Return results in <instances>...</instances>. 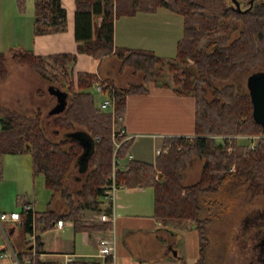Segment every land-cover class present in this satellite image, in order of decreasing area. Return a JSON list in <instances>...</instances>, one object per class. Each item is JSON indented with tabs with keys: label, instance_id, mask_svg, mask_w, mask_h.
Returning <instances> with one entry per match:
<instances>
[{
	"label": "trees",
	"instance_id": "1",
	"mask_svg": "<svg viewBox=\"0 0 264 264\" xmlns=\"http://www.w3.org/2000/svg\"><path fill=\"white\" fill-rule=\"evenodd\" d=\"M237 1L240 9L233 0H75V36L79 41L82 39L77 51L96 58L112 53L122 67L129 68L138 78L139 82L126 88L113 84L117 119L126 113L127 95L145 94L151 85L172 86L177 95L195 100L193 136L164 138L154 163L130 159L121 166L120 159L129 154L133 138L123 140L115 151L111 112L100 110L88 90L97 76L79 72L73 77L68 70L76 54L39 56L27 49L11 52L13 61L27 65L42 80L68 96L64 111L50 121L53 138L45 132L41 110L28 115L0 104V179L3 155L29 154L32 175L42 174L44 186L59 194L68 206V211L62 214L51 208V201L43 212L22 211L24 236L19 254L31 255L32 264H60L32 256L31 240L27 239L35 230V249L43 253L39 233L51 229L59 219L72 221L75 233L109 229V222L86 225L82 217L88 209L110 210L102 199L101 187L111 182L112 174L118 187L152 188L153 216L157 220L189 221L194 226L199 239L197 264H205L207 230L213 221L210 211L216 205V200L208 204L206 197L223 189L242 190L251 198L264 196V137L257 140L254 148L225 138L217 143L213 138L214 135L264 134L253 118L248 90L239 92L231 82L240 72L264 70V0ZM25 3L26 0H16L19 13L24 12ZM158 8L183 17V34L177 42L175 57L165 59L151 50L114 47L115 18L141 11L154 12ZM34 12L35 35L66 29L61 0H35ZM93 13L102 16L92 39L90 15ZM203 38L205 41L200 43ZM7 56L0 52V80L7 75ZM189 58L193 63H187ZM181 63L187 66L180 69ZM166 70L174 73V84L166 77ZM79 128L92 139L87 153L83 142L69 135ZM83 155L87 170L81 185L73 190L65 180ZM114 157L119 159V167L113 170ZM195 158L202 161L199 177L185 185L183 172ZM232 165L234 170H230ZM71 264L102 263L77 259ZM181 264H185L182 259Z\"/></svg>",
	"mask_w": 264,
	"mask_h": 264
},
{
	"label": "crops",
	"instance_id": "2",
	"mask_svg": "<svg viewBox=\"0 0 264 264\" xmlns=\"http://www.w3.org/2000/svg\"><path fill=\"white\" fill-rule=\"evenodd\" d=\"M61 5L66 12V29L64 31L35 35L33 33V21L31 24H28L23 16L16 18L13 26L14 34L11 39L13 47H11V51L8 54L14 50L23 49L31 50L39 56L58 53H74L76 54V59L68 65L69 71H71L70 65L80 61L82 70L79 72L93 73L97 77L108 80L114 84L115 87L126 88L130 83L139 82L138 78L133 76L131 70L122 67L118 59L112 53L102 56L101 58H96L86 52H78L77 46L82 39L79 41L75 36V17L77 12L75 0H61ZM164 9L165 8H158L154 12L141 11L137 12L135 15H123L115 18L113 25L114 47L151 50L159 54H167L166 52H169V49H167V51H158L156 45L160 40L158 32L161 29V23L163 24ZM159 13L160 15H158ZM33 16H35V12ZM101 16L100 14L94 13L90 15V34L92 39L94 38L95 27L100 24ZM172 19L174 18L172 17ZM172 21L174 22V20ZM8 56L7 60H12L8 58ZM14 69H16V71L12 74H10L8 70L7 77L0 81V104L28 115L35 114L38 110H41L42 117L44 114H49L48 117L50 121L54 116L60 115L64 111L68 98L66 92L42 80L49 86H52L55 93L52 94L53 98L47 96L48 99L50 98L48 102L49 105L43 107L41 106V100L46 97L44 88L32 89L29 86L30 81L36 80L38 75L27 65H22L17 62L14 64ZM14 77H19L20 79L19 86L21 92H15L13 88L8 89L2 85L3 82L6 83ZM24 90L28 92H24ZM32 91L35 96L37 94V96H43L40 97V107H36L33 100L29 98ZM55 95L60 98H57ZM61 96L63 97L61 98ZM43 108L46 109L43 110ZM194 121V98L191 96L177 95L172 86L157 87L151 85L149 91L145 94H128L126 97V113L123 117L118 118L116 127L124 128L127 135L133 137V143L127 157L122 160L120 159V164L125 165L130 159L154 163L158 154L157 150L160 149L162 140L167 137L193 136ZM74 132L81 135L82 139L80 140L85 146L86 153L89 152L92 142L90 136L80 128L76 129ZM73 133L69 135L76 138L77 135L73 136ZM140 141L143 143L145 141H147V143H152L153 154L151 159H144L145 157H141L144 151L140 150ZM86 170V155H83L74 164L67 176H70L73 182L80 181L82 183ZM148 189H150V187H119L115 195L112 209L105 211L104 207H101L97 210H85L82 217L84 224L91 225L109 222L111 227L107 230L74 232V236L77 234L84 235L82 237V245L87 248L84 252L76 251L75 240L72 242V248L67 247L66 249H59L57 246L52 247V243L47 244L46 240L42 239L41 234H44L45 231L41 234L39 233V237L42 241V259L61 262L63 259H46L44 256H62L64 253H69L73 254L76 260L80 259L82 256H89L95 257V259L81 260H96L101 262L102 258L96 255L99 242L103 238H113L115 240L113 264H181V259L185 264H197L199 258V239L194 226L190 223L181 225L187 222L174 223L157 220L153 216V202L150 200L151 194ZM134 194L137 196H130ZM52 199L53 197H51V201ZM62 201L65 202L63 199ZM67 211L68 206L66 204V209L64 208L63 212L61 210L56 212L62 214ZM104 212L114 213L115 220L113 222L101 221L99 215ZM22 220L21 217V224ZM12 223L13 224H8V233L11 237L15 232L14 222ZM65 225H70L73 228L72 221L63 220V226L61 228H58L56 223H54L53 227L48 230L58 232L62 230ZM179 225H181V227H179ZM140 233L145 236L141 241L138 240ZM173 233L178 234L179 237H173ZM27 237V239H29V235H27ZM21 249H23L22 244L18 251ZM139 256H141L143 260L139 262L135 261V258ZM8 261L10 263V259H8L7 262Z\"/></svg>",
	"mask_w": 264,
	"mask_h": 264
},
{
	"label": "rangeland",
	"instance_id": "3",
	"mask_svg": "<svg viewBox=\"0 0 264 264\" xmlns=\"http://www.w3.org/2000/svg\"><path fill=\"white\" fill-rule=\"evenodd\" d=\"M34 1L35 0H26L24 12L19 13L17 10L16 0H0V52L8 54L11 51V47H13L11 39L14 34L13 26L16 18L23 16L28 24L32 23L34 17ZM158 15H160V13ZM172 17L174 19H172ZM172 20H174V22ZM160 28L161 31L159 30L158 32L160 40L156 44L157 49L158 51H167V49H169V52H166L167 54L153 52L165 59L173 58L177 52V42L180 40L183 34V17L179 14L173 12L171 13V11L169 12L168 9H164L163 24L161 23ZM218 30L213 32H217ZM204 41L205 38H203L200 43H203ZM10 54H8V58H11ZM187 63L191 64L193 63V60L189 58ZM14 64L15 62L12 60H7V75L8 70L10 74L16 71V69H14ZM179 66L181 69L184 66H187V64L185 65L181 63ZM81 67L82 65L80 61H77L76 64L73 63L70 65L73 77L76 76L77 72L82 70ZM180 69L178 73L180 72ZM28 72L32 74L30 71ZM252 73L253 72L251 71H244L236 74L232 78L231 82L234 84L237 91L245 92L248 90L247 79ZM165 74L168 80L173 83L174 73L168 72L166 70ZM19 81V77H14L6 83L3 82L2 85L8 89L13 88L15 92H21ZM29 86L32 89L44 88V93L46 96L45 98L41 100L40 97L43 96H37L38 94L35 96L33 91L30 93L29 98L33 100L36 107H40V100L42 104L41 106L47 107L49 105V99L51 97L53 98L52 94H55L53 87L42 81V79L38 76L36 80L30 81ZM89 91L94 96L95 105L99 107L104 95L95 93L91 90ZM24 92L28 91L24 90ZM47 96L50 98L48 99ZM55 96L60 98L57 95ZM62 97L63 96H61V98ZM45 109L46 108H43V110ZM48 115L49 114L43 115L42 125L47 135L53 138ZM74 135H77V139H82L80 134L74 132L73 136ZM260 137H264V134L213 136L217 143H221L225 138L229 141L236 140L238 144L248 148H254L257 140ZM139 145L140 150L144 151V154L141 157H145L144 159H151L153 154L152 143H147V141L143 143L140 141ZM201 164V160L198 158L194 159L192 164L183 172V184L189 185L197 180ZM234 168L235 166L232 165L230 170H234ZM2 171V178L0 179V212L17 211L20 213L23 210L22 207L25 202L31 203L34 212H43L47 209V204L49 201H51V197H53L50 205L52 209L56 211L61 210L62 212L64 208L66 209V203L62 201L59 194H54L44 186V178L42 174H38L36 176L32 175L31 156L29 154L3 155ZM70 178V176H67L65 183L72 189H77L81 182H73ZM148 190L151 194L150 200L153 202V191L151 188ZM130 196L137 195L134 194ZM206 199L208 200L207 203H210L211 205L216 200V205H212L210 211V216H212L211 218L213 221L207 230L208 246L205 251V264H264V196L260 195L255 198H251L249 193H246L242 190H232L228 192V189H223V191H220L218 194L207 196ZM163 222H187L182 223L181 225L190 223L189 221L173 220ZM8 224L9 223L4 224L7 232H9ZM14 225L15 232L12 237L9 235V239L11 238L10 242L13 248L18 251L21 247L24 233L22 230L21 220L14 222ZM181 225H179V227H181ZM74 234L73 228L70 225H65L64 228L58 232L47 230L41 235L42 239L46 240L47 244L52 243V247L57 246L59 249H66L67 247L72 248V242L75 240L76 251H86L87 248L82 245V237L84 235L77 234L74 236ZM172 236L179 237L176 233H173ZM144 237L145 236L140 233L138 240L141 241ZM0 248V251L2 250L1 252H10V245L8 244L1 230ZM44 257L46 259L53 260L63 259V256L59 255ZM91 258L95 259V257L89 256L80 257V259ZM8 259V257L0 258V264H10L9 261L7 262ZM142 260L143 258L141 256L135 258V261L137 262Z\"/></svg>",
	"mask_w": 264,
	"mask_h": 264
},
{
	"label": "built area",
	"instance_id": "4",
	"mask_svg": "<svg viewBox=\"0 0 264 264\" xmlns=\"http://www.w3.org/2000/svg\"><path fill=\"white\" fill-rule=\"evenodd\" d=\"M91 91L95 93H100L104 95V98L101 101L100 106L98 107L100 110L111 112L112 115V129H111V137L114 142L115 151L121 144V142L125 139L133 138L131 136H128L124 128H118L116 127V121L118 120L115 115V100H114V86L111 84L108 80L104 78L97 77V79L93 82L92 86L90 87ZM123 136L122 140H119V137ZM160 151V149L157 150V153ZM119 167V159L113 158V170ZM103 189L102 191V199L105 201L109 206L110 209L113 207V202L115 200V195L118 190V186L115 183L114 180V174H112L111 182L105 186L101 187ZM23 210L22 211H33V208L30 203L26 202L23 204ZM99 219L101 221H110L113 222L115 220L114 213H101L99 215ZM21 220V215L17 211H11V212H0V230L5 236V239L7 240L8 244L10 245V252L3 251L0 253V258L2 257H8L10 259V264H32V257L31 255H25V254H19L18 251H16L9 239V233L7 232L4 224L5 223H12V222H18ZM56 226L58 228H61L63 226V220L59 219L56 222ZM35 237L36 232L33 230V232L29 235V240H31L30 249L32 252V256L38 255L42 259L43 253L38 252L35 249ZM98 257L102 258L101 263L102 264H113L114 262V255H115V240L113 238H103L99 242V247L97 250ZM63 260L60 262V264H71V262L75 261L73 254L64 253L62 254Z\"/></svg>",
	"mask_w": 264,
	"mask_h": 264
},
{
	"label": "water",
	"instance_id": "5",
	"mask_svg": "<svg viewBox=\"0 0 264 264\" xmlns=\"http://www.w3.org/2000/svg\"><path fill=\"white\" fill-rule=\"evenodd\" d=\"M237 9L239 2L233 0ZM247 87L252 102V115L254 120L264 130V70L253 72L247 79Z\"/></svg>",
	"mask_w": 264,
	"mask_h": 264
}]
</instances>
